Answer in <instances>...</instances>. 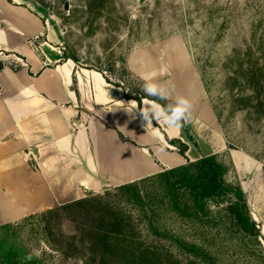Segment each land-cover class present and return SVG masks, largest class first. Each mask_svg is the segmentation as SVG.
I'll list each match as a JSON object with an SVG mask.
<instances>
[{"label":"rangeland","instance_id":"374dc122","mask_svg":"<svg viewBox=\"0 0 264 264\" xmlns=\"http://www.w3.org/2000/svg\"><path fill=\"white\" fill-rule=\"evenodd\" d=\"M31 2L37 11L49 14L59 27L68 54L76 55L78 63L84 67L102 70L105 78L114 86L123 87L127 95L145 94L141 90L145 78L165 84L171 79L173 86L181 83L183 92L181 90L180 94L191 103L189 119L181 124L182 136L192 150V158L211 154L219 143H226L229 150L245 153L253 163L263 164L264 170V0ZM177 44L186 53L185 59L178 60L180 53L171 50ZM135 57L144 65L140 66L136 61L132 63ZM186 65L192 66L197 73L210 109L207 110L202 99L197 100L200 89L195 83L190 84L185 75L178 77L177 73ZM253 87L260 93L253 103H261L262 108H250L252 111L239 108L235 95L251 93ZM213 107L222 113L221 117ZM229 176L239 180L242 188L243 183L248 184L247 192L254 194L250 187L255 180L253 173L245 172L239 179L234 169ZM95 195H104L136 221L134 238L128 236L127 241L122 238V245L132 240L170 249L181 260L187 257L168 236L153 233L146 221L142 222L140 209L127 202L115 187ZM255 207L250 206L251 211ZM260 214L264 217L261 210ZM101 216L95 210L90 212L88 206L62 205L52 212L15 222L0 229V259L25 264H89L87 259L90 256L81 245L82 241L94 239L87 231L99 224ZM160 218L159 227L168 235L174 233L186 240L195 237L196 230L190 223H181L170 214ZM258 223L262 225V222ZM72 235L76 237L78 249L70 244ZM248 245L242 250L240 244L239 247L232 244L217 259V264L258 261L252 253L255 247ZM213 253L217 254L215 249ZM100 259L101 255L95 256V261Z\"/></svg>","mask_w":264,"mask_h":264},{"label":"crops","instance_id":"0c3cea01","mask_svg":"<svg viewBox=\"0 0 264 264\" xmlns=\"http://www.w3.org/2000/svg\"><path fill=\"white\" fill-rule=\"evenodd\" d=\"M31 1L0 0V226L196 160L182 127L155 120L147 124L139 112L130 113L158 102L128 99L103 72L65 57L59 27ZM178 47L171 50L185 59ZM177 75L195 83L197 100L210 109L193 67L186 65ZM169 81L168 100L174 102L182 87ZM172 139L188 145L185 156ZM227 150L219 143L211 154L227 152L239 179L245 172L254 174V194L247 192L248 184L243 189L251 208L256 206L251 212L262 222L264 236L263 164Z\"/></svg>","mask_w":264,"mask_h":264},{"label":"trees","instance_id":"16d2710c","mask_svg":"<svg viewBox=\"0 0 264 264\" xmlns=\"http://www.w3.org/2000/svg\"><path fill=\"white\" fill-rule=\"evenodd\" d=\"M65 57L75 62L79 61L74 54L67 53ZM206 89L210 92L207 84ZM257 90L258 88L253 87L251 93L235 95L238 107L250 111H252L250 108L257 110L262 108L261 103H253V100L260 96ZM126 96L128 99H135L139 104L142 98L155 100L165 106L173 103L171 100H160L146 94ZM213 108L221 117L222 113L217 108ZM121 137L125 139L122 135ZM170 143L178 148L181 155H186L188 145L185 142L181 139H172ZM234 169L231 158L224 152L196 160L187 159L182 165L166 168L156 174L115 187V191L124 196L127 202L133 203L140 209L142 222L146 221L153 233L168 236L177 249L187 255L184 260L179 259L178 255L165 247L148 246L132 240L122 245V238L125 241L128 236L134 238L137 223L130 214L104 195L93 193L63 206H88L90 212L95 210L102 214L99 224L90 227V231L86 230L88 235L94 236V239L88 242L82 241L81 248L87 250L90 256L87 257L89 264H217V259L225 254V250L232 244L238 247L240 244L243 250V247L245 249L249 246L248 243L255 247L252 253L258 261L244 262L264 264V236L259 223L252 215L239 180L229 176ZM54 210L55 208L31 215L23 221ZM167 214L174 215L181 223H190L196 230L195 237L186 240L184 236L165 233L159 227V219L160 216ZM12 224L1 225L0 229L10 227ZM69 239L72 241L70 244L78 249L76 237L72 235ZM213 249L217 254L213 253ZM98 254L101 255V259L95 261V256ZM0 264L25 263L0 259Z\"/></svg>","mask_w":264,"mask_h":264},{"label":"clouds","instance_id":"9594fccd","mask_svg":"<svg viewBox=\"0 0 264 264\" xmlns=\"http://www.w3.org/2000/svg\"><path fill=\"white\" fill-rule=\"evenodd\" d=\"M167 83L171 84V81ZM141 90L147 96L157 97L160 100H167L171 93V89L166 84L155 83L148 78H145ZM190 110V101L186 97L178 96L173 103L167 104L166 106L153 102L130 113L139 112L141 118L147 124L152 123L153 120L157 123L163 121L170 128H178L181 126V122L188 121Z\"/></svg>","mask_w":264,"mask_h":264},{"label":"water","instance_id":"95a60500","mask_svg":"<svg viewBox=\"0 0 264 264\" xmlns=\"http://www.w3.org/2000/svg\"><path fill=\"white\" fill-rule=\"evenodd\" d=\"M2 66H3L2 63L0 62V68H1Z\"/></svg>","mask_w":264,"mask_h":264}]
</instances>
